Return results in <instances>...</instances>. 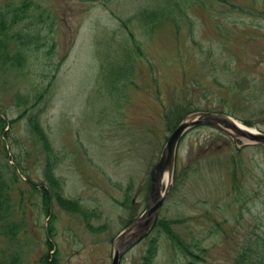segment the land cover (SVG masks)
Segmentation results:
<instances>
[{
	"label": "rangeland",
	"instance_id": "rangeland-1",
	"mask_svg": "<svg viewBox=\"0 0 264 264\" xmlns=\"http://www.w3.org/2000/svg\"><path fill=\"white\" fill-rule=\"evenodd\" d=\"M9 1L26 0H0V11ZM30 6L13 27L21 35L10 48L17 56L25 35L33 34L29 62L21 59L17 69L0 64V112L8 122L0 125V164L7 177L12 167L19 173L14 216L23 230L13 241L2 239L0 264H40L48 240V262L57 256V264H112L114 240L144 212L152 168L185 116L228 112L264 131V0H193L182 24L151 31L135 19L137 51L120 18L167 6L164 0ZM31 113L62 158L50 215L38 190L50 187L47 147L31 131ZM237 142L208 124L188 130L159 224L121 264H148L154 239L151 264H191L162 220L198 244L203 258L192 264L232 263L249 233L264 229V145L241 149Z\"/></svg>",
	"mask_w": 264,
	"mask_h": 264
},
{
	"label": "trees",
	"instance_id": "trees-1",
	"mask_svg": "<svg viewBox=\"0 0 264 264\" xmlns=\"http://www.w3.org/2000/svg\"><path fill=\"white\" fill-rule=\"evenodd\" d=\"M167 6L160 7L154 9L153 11H148V8L142 9L140 12L135 13L130 16V18H120L122 26L129 30V37L132 38L133 45L131 50L137 51V46H139V41L136 40V35L134 30L131 28V23L133 20H140L144 23V26L148 29V31L154 30V28H158L159 25H164L165 23L178 21L180 24L183 23L184 18L187 16L186 7L188 4H191L193 0H164ZM33 0H26L22 5H17L16 2H5L3 3V10L0 11V64L5 65L6 63L12 68H21L24 63L21 62V59H27L26 64L29 62L30 55L29 52H26L29 47L32 48V43H36L37 38L34 37L33 34L27 33L25 35L24 40L22 41L21 51L17 54V56H12L10 53V48L12 45L14 46V40L19 37V33L13 32L14 25L20 21L22 18H25L26 12L29 10L32 5ZM38 25V24H37ZM12 44V45H11ZM19 46V45H18ZM10 56L11 59L8 57ZM15 58V59H14ZM5 68V66H4ZM58 69V68H57ZM105 66L102 68V72L104 71V75L109 76V71L104 70ZM54 78L55 74H54ZM42 95V94H41ZM19 97L16 99L23 98V95L19 94ZM20 104V103H19ZM0 125L3 129H5L6 124H8L6 118L0 112ZM29 125L31 126V131L33 135L36 137L38 141L41 143L45 142L43 147L46 150V154L49 158L47 162V167H45L46 173L45 176L48 179L49 186L42 187L38 189L36 185L32 187V190H36V188L42 193V208L45 214H49L51 212L52 204H51V195H57L59 192V188L61 186V181L59 177L56 178V168L58 164L61 162L62 158L60 156L59 151L53 148L50 145L49 139L46 135L45 128L40 124V120L36 115L31 113L29 115ZM2 146V145H1ZM8 152V150H7ZM51 157V158H50ZM20 163V162H19ZM13 166L9 164V166ZM12 175L7 177L6 173L1 169L0 164V242L3 240L13 241L18 233L23 230H20L19 227L22 225V222L19 223L16 221V217L14 216L16 213V206L18 207L15 189L20 181L19 173L16 170V167H12ZM36 184V183H35ZM53 190V192H52ZM58 192V193H57ZM24 196V192L21 193ZM54 195V196H55ZM65 203H73V200L67 199ZM22 212H25L24 208ZM54 215H51V220H54ZM51 220H49L48 228L50 227ZM161 226L165 234L171 240L172 245H175L182 254L189 257V260L197 262L199 259L203 258L202 255L196 250L197 245L191 244L189 242H185L181 235L173 229V226L170 222H164L162 220ZM51 229V227H50ZM52 234L55 233V229H51ZM50 231V233H51ZM155 239L153 240V247L145 257L149 258V263L152 262V253L158 248V245L155 244ZM48 253L41 258L39 261L40 264H57V256L54 257L55 262H48V258L51 255L50 251L52 248V243L48 240ZM2 264V262H1ZM231 264H264V229H254L248 235V237L243 241V244L240 246V249L237 251V255L234 257Z\"/></svg>",
	"mask_w": 264,
	"mask_h": 264
},
{
	"label": "water",
	"instance_id": "water-1",
	"mask_svg": "<svg viewBox=\"0 0 264 264\" xmlns=\"http://www.w3.org/2000/svg\"><path fill=\"white\" fill-rule=\"evenodd\" d=\"M202 123L216 125L234 139L242 137L249 140L247 144L264 145V131H258L242 127L237 121L224 112L199 111L185 117L183 121L174 129L166 145L162 150L159 161L151 171V184L149 192V203L143 214L137 218L125 231L118 235L115 244V252L112 264H120L122 255L142 238L149 235L151 229L156 225L160 215L161 206L166 195L170 191V183L174 179L176 169L177 147L181 136L192 126ZM169 176V184L164 187L165 174Z\"/></svg>",
	"mask_w": 264,
	"mask_h": 264
},
{
	"label": "bare ground",
	"instance_id": "bare-ground-1",
	"mask_svg": "<svg viewBox=\"0 0 264 264\" xmlns=\"http://www.w3.org/2000/svg\"><path fill=\"white\" fill-rule=\"evenodd\" d=\"M238 122L241 124V126H243V123L241 121H238ZM165 178H166L165 180H168L169 179V176H168L167 173L165 174Z\"/></svg>",
	"mask_w": 264,
	"mask_h": 264
}]
</instances>
